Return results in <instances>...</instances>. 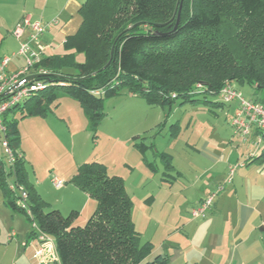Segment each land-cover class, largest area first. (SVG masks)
<instances>
[{
  "label": "trees",
  "instance_id": "1",
  "mask_svg": "<svg viewBox=\"0 0 264 264\" xmlns=\"http://www.w3.org/2000/svg\"><path fill=\"white\" fill-rule=\"evenodd\" d=\"M78 14L82 22L73 36L64 39L65 54L42 56L34 66L45 74L35 79L45 89L34 92L1 119L14 156L8 171L15 189L25 192L27 210L16 205L18 196L7 184L0 160L3 204L36 223L40 236L53 240L59 264H167L166 255L150 260L153 244L140 243L123 180L108 176L100 163L80 165L70 180L95 201L93 214L83 226L74 224L77 212L62 216L49 208L24 170L18 123L24 118L45 117L59 98L67 97L84 111L87 129L95 139L105 116L103 102L122 92L143 98L150 107L170 110L177 102L220 108L222 104L204 97L216 96L226 83L263 91L264 0H86ZM156 24L165 26L157 28ZM80 53L84 55L81 64L74 61ZM67 69L74 73H65ZM195 85L201 86L198 94H194ZM178 133L179 127L171 126L170 138ZM140 140L135 149L145 161L151 147ZM153 152L164 162V177L174 172L169 155ZM252 161L264 162V147ZM37 238L34 232L27 235V241Z\"/></svg>",
  "mask_w": 264,
  "mask_h": 264
},
{
  "label": "crops",
  "instance_id": "2",
  "mask_svg": "<svg viewBox=\"0 0 264 264\" xmlns=\"http://www.w3.org/2000/svg\"><path fill=\"white\" fill-rule=\"evenodd\" d=\"M85 1L0 0V58L3 55L8 56L14 52L16 53L18 50L20 42L12 35V31L25 17H28L31 21L50 22L57 20L58 24L51 31L45 32L38 40L39 46L41 49L45 47L42 52L44 57L65 54L62 47L64 39L73 36L78 31L82 22L78 13ZM75 58L77 63L81 64L84 61L81 53ZM23 64V59H13L7 67L8 71L13 72L21 68ZM64 72L74 73V71L68 70H64ZM57 104L58 107L54 108L52 114L63 108L65 116L58 120H61L70 129L71 120L75 121L71 115L83 114L81 107L66 97L60 98ZM230 108H232L231 112L233 113L235 105L233 104ZM232 113L227 112V116L230 117ZM52 120L54 121L45 116L43 118H24L19 121L18 132L21 140L19 153L25 162L31 160L30 156L32 154L22 144L25 136L23 134L24 130L31 129L30 136L34 140L33 145L40 148L43 134L39 126H54L55 122L57 126L62 125L57 119ZM25 122H28L26 127H22ZM82 126L80 128H83ZM69 132L71 133V131ZM255 141L256 135L254 134L247 141L238 140V143H234L230 140V148L234 151L229 153L226 149L216 153L212 142L205 135L200 136L196 142L186 144V147L188 146L195 154L189 156V168L184 167L177 170L173 166L175 175L174 177H168L174 181L176 186H168V183L162 184L158 189V193L148 200V202H155L161 194L169 206L171 205L168 200H171V203L178 209V214L174 219L167 216L166 221L154 222L150 216H145V221L148 224L151 223L152 225V222H154L158 225L164 222L166 227L162 223L160 225L164 229H168V231H164V238L160 245H155L151 242V239H146L145 242L153 243L154 248L150 260L159 255H166L168 256L167 264H264V162L256 164L252 161L264 147V142L258 147L256 153L255 148H253ZM131 153L133 154L131 164L138 167L140 157L134 150ZM252 154L254 155L251 157ZM242 162L245 166H238ZM84 163H89V161L82 164ZM82 164H74L73 172L68 176L69 180L75 175L76 167ZM232 167L234 171L230 176L228 173ZM228 178H230L229 183ZM219 185H222L224 190L213 200L212 208L205 219L194 220L190 215H187L199 201ZM71 188L76 191H70L72 197L69 199L68 204L74 206L76 205L74 200L82 199L84 200V211L85 209L94 211L95 201L75 186L67 187L64 185L60 190L69 191ZM37 192L38 195L42 194L40 190H37ZM1 196L0 192V216L4 218V220L0 218V264H59L52 239L48 238V240L46 238L41 243L38 239L27 241L28 234L26 232H18L12 225L6 223L7 219L11 218L13 221L14 218L17 226L18 219L14 217L15 213L3 204ZM46 203L49 204V202ZM49 205V208L57 210L62 215L58 207ZM72 209L70 212H77L76 209L78 208L73 207ZM133 211L134 204H132V216ZM169 219L171 223L166 224ZM77 221L74 224L80 226ZM132 221L135 226L134 217H132ZM176 224L180 225L178 229L175 228ZM171 226L175 229V232L174 230L171 231ZM142 237L145 236L140 234V239ZM41 244H44L42 247L48 251L49 257L52 255V258L39 263L33 256L39 248L38 245Z\"/></svg>",
  "mask_w": 264,
  "mask_h": 264
},
{
  "label": "rangeland",
  "instance_id": "3",
  "mask_svg": "<svg viewBox=\"0 0 264 264\" xmlns=\"http://www.w3.org/2000/svg\"><path fill=\"white\" fill-rule=\"evenodd\" d=\"M77 55L74 56L75 62L77 61L75 58ZM67 70L73 72L72 69ZM236 89L246 100L250 99L262 103V105L264 104V90H256L247 84L236 85ZM201 97L198 96L197 99L204 101ZM218 97V95L211 97L206 95L204 98L211 103H220ZM75 103L77 104V102ZM103 103L102 113L105 116L96 128L95 139H92V133L87 129L88 118L85 116L84 111L80 115H71L75 121L71 120L69 129L66 124L58 120L65 116L63 108L56 110L55 114H52V111L56 108L47 112V118L51 121L57 119L62 125L57 126L55 122L54 126H39L43 134L40 148L33 145L34 140L30 136L31 129L24 130L23 134L25 136L22 144L32 154L30 156L31 160L25 162L24 170L27 172L30 183L36 187L35 189L42 192L41 198L52 206L58 207L63 216H68L73 207L78 208L76 209L78 212V218L76 219L78 224L83 226L93 214V211H89V209L84 211V200L82 199L74 200L76 204L74 206L68 204L69 199L72 197L70 191L74 192L76 190H72V188L69 191L55 189L48 180L51 177H57L66 182L67 187H73L74 185L70 181L71 179H68V176L73 172L75 163L82 164L83 162L96 161L97 164H102L106 168L108 176L119 177L124 182L125 192L131 197L132 204H134L132 217L135 220V230L145 236L142 237L140 243H144L146 239H151V242L155 245H160L164 238V231H168V229H164L166 227L164 222H161L164 227L160 225L161 223L157 225L154 222L166 221L167 216L174 219L178 214V209L171 203V200H168L171 205L169 206L161 194L155 202H148L151 196L158 193V189L162 184L168 183V186H176L174 181L168 177H174L175 173L173 171L167 172L168 175L164 177V162L154 157L153 151L156 150L158 153L169 155L172 158L171 164L177 170L184 167L189 168V156L195 154L188 146L186 147V144L196 142L200 136L205 135L212 142L216 153H220L223 149L228 150L227 153L234 151L230 148L231 143L229 141L232 140L234 143H238V140H242L233 135L232 128L226 123L228 122L226 120L230 119L234 113L231 112L232 108H230L233 104L232 106L223 105L219 108L203 103L179 105V102H177L169 110L168 108L150 107L143 98L133 97L126 92L107 98ZM227 112L232 113L230 117L227 116ZM27 123H23L22 127H26ZM173 125H177L181 131L176 137L170 138V128ZM80 126L83 128H80ZM137 135L140 136L139 139L133 140L134 136ZM140 139L148 148L151 147L146 151L145 161L139 150L135 149V143L139 144ZM133 150L140 157L138 167L131 164L133 157L131 151ZM0 158L5 167L4 171L7 173V184L9 186L14 185L12 183L14 177L9 174V167L5 164L1 151ZM147 163L149 167L145 165ZM76 172L77 167L74 174ZM15 193L16 196L19 195L17 190H15ZM145 216L152 218V221H154L152 225L145 221ZM14 217L18 219V221L16 220L17 226L14 218L13 221L11 218L7 219L6 223L12 225L18 232H26L27 234L28 232H34V234L39 235L36 223L26 221L27 219L18 213H15ZM0 218L4 220L1 216ZM169 220L166 224L171 223V220ZM178 227L180 225L176 224L175 228L178 229ZM170 228L171 231L174 230L175 232L172 226Z\"/></svg>",
  "mask_w": 264,
  "mask_h": 264
},
{
  "label": "built area",
  "instance_id": "4",
  "mask_svg": "<svg viewBox=\"0 0 264 264\" xmlns=\"http://www.w3.org/2000/svg\"><path fill=\"white\" fill-rule=\"evenodd\" d=\"M57 22V20H52L50 22H42L40 20L31 21L28 17H25L12 31V35L20 42L18 50L16 53L14 52L8 56L3 55V57L0 58V151L5 160V164L9 168L14 163V156L7 145L5 128L1 119L9 110L18 105H22L34 92L45 89L46 85L42 82L36 80L27 82L24 79L31 75L42 73V71L36 70L34 67L41 61L43 56L42 52L45 49V47L41 49L38 40H40L45 32L51 31L54 26L58 24ZM24 36L26 37L22 39ZM19 58L23 59V66L13 72H9L7 67L10 62L13 59ZM195 86L194 94H198L201 86ZM92 93L95 95L97 94L96 91ZM217 95L219 96L220 104L235 105L234 113L227 122L232 128L234 136L242 141H247L252 134L256 135L253 148H255L257 153L258 147L264 142V104L262 105V103L250 99L246 100L236 89V85L232 83H226ZM253 155L254 154H252L251 157ZM0 160L2 159L0 158ZM238 166H245L244 162L239 163ZM233 171L234 168H230L228 175L231 176ZM48 181L55 189H61L65 185V182L57 177H51ZM227 181L229 183L230 178H228ZM222 187V185L216 186L214 191L209 193L190 210L189 215L192 219L202 220L206 218L207 213L212 208L213 200H215V197L223 190ZM10 189L13 191L16 190L14 185H10ZM17 191L19 195H17L18 200L16 205L27 210L25 192L21 189ZM46 238L47 237L38 235L37 239L41 243L44 242ZM42 245L44 244L38 245L39 248L34 252L33 256L39 263L49 258V260H51L52 258V255L51 257L48 256V251L42 247Z\"/></svg>",
  "mask_w": 264,
  "mask_h": 264
},
{
  "label": "water",
  "instance_id": "5",
  "mask_svg": "<svg viewBox=\"0 0 264 264\" xmlns=\"http://www.w3.org/2000/svg\"><path fill=\"white\" fill-rule=\"evenodd\" d=\"M178 3H179V0H178ZM178 18H179V17H177V20L175 21V22H176V25L178 24V22H177V21H178ZM162 26H165V24H161V25H157V24H156V27H157V28H160V27H162ZM112 50H113V47H112V49H110V57L112 56V52H113ZM109 62H110V61H109ZM109 62H107V63H106V66H105L104 68H102L101 70L105 69V68L109 65V64H108ZM44 75H45V74H43V75H42V74H40V75H38V74H37V75H31L30 77H27V78L24 79V80L27 81V82H30V81H33V80H35V79H37V78H40V76L43 77Z\"/></svg>",
  "mask_w": 264,
  "mask_h": 264
}]
</instances>
